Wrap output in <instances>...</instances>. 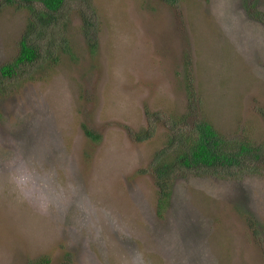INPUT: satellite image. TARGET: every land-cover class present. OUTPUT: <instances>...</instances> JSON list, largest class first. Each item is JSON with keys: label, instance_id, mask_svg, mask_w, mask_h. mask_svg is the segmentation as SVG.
<instances>
[{"label": "rangeland", "instance_id": "rangeland-1", "mask_svg": "<svg viewBox=\"0 0 264 264\" xmlns=\"http://www.w3.org/2000/svg\"><path fill=\"white\" fill-rule=\"evenodd\" d=\"M28 16L0 11V67ZM53 34L46 60L0 72V264H134L140 253L145 264H264V165L178 173L164 217L149 170L166 118L185 111L187 62L199 113L229 138L264 142V0H68Z\"/></svg>", "mask_w": 264, "mask_h": 264}, {"label": "trees", "instance_id": "trees-1", "mask_svg": "<svg viewBox=\"0 0 264 264\" xmlns=\"http://www.w3.org/2000/svg\"><path fill=\"white\" fill-rule=\"evenodd\" d=\"M67 1L0 0V11L4 6L16 4L29 12L19 42L18 55L11 62L0 67L3 77L12 79L23 66L46 60L44 54L52 53L50 47H54L57 41L53 31L59 25L60 11ZM164 1L174 4L179 0ZM85 23L89 25L87 20ZM62 39L63 42L66 41L65 38ZM89 42L92 51H95L96 44L90 40ZM43 46L47 48L44 49ZM187 70L185 111L179 114L171 113L166 118L170 128L166 134V144L156 151L149 167L158 187L157 212L160 217H164V212L171 204L174 178L178 173L195 172L196 175L231 178L247 173L255 174L264 165V142L258 143L250 138H229L214 126L206 114L199 113L197 102L200 98L196 97L193 74L189 72V62H187ZM83 129L91 139L98 141L101 138L86 124H83ZM153 131L151 128H146L132 135L136 141L142 142L151 138ZM65 261L66 264H72L71 259ZM27 264H51V258L44 255L29 260Z\"/></svg>", "mask_w": 264, "mask_h": 264}, {"label": "clouds", "instance_id": "clouds-1", "mask_svg": "<svg viewBox=\"0 0 264 264\" xmlns=\"http://www.w3.org/2000/svg\"><path fill=\"white\" fill-rule=\"evenodd\" d=\"M12 181L16 187V189L25 196L27 199H36L30 193L27 191V185H28V178L26 176H23L18 173H14L12 176ZM57 199V193H51L48 195H45L41 198H39V202L42 208H47L48 206H51L53 203L56 202ZM134 264H145L144 257L140 253L135 258Z\"/></svg>", "mask_w": 264, "mask_h": 264}]
</instances>
